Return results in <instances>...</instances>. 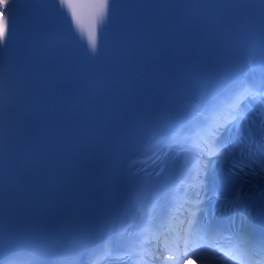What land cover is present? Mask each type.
I'll return each mask as SVG.
<instances>
[{
    "label": "snow or ice",
    "instance_id": "obj_1",
    "mask_svg": "<svg viewBox=\"0 0 264 264\" xmlns=\"http://www.w3.org/2000/svg\"><path fill=\"white\" fill-rule=\"evenodd\" d=\"M14 4L15 0H0V48H6L8 41L11 38L8 34V24L10 12ZM59 4L66 7L67 11L70 13L71 21L75 26L82 33H87L88 44L91 50L95 52L97 50V24L104 22L111 17L112 0L111 3L110 0H59ZM260 95L261 90H254L250 85L245 84L234 107L221 118L222 122H219L202 132H198L197 140L193 147H186L180 142L181 139L185 137L183 136V125H178L168 137L156 141L157 144L164 145V151H151L150 153H146L144 158L138 161L141 165L139 171L144 172L146 175H151V173L148 172V169L159 165L160 168L159 171L156 172V175H160V173L164 171L163 161L169 152L175 151L177 156L181 153L189 155L193 161V167L188 170L189 176L187 177V180L181 179L180 185L188 182V187L185 188L184 191L187 194V192L191 190L192 196L186 197L180 204V207L193 216H195L196 213L203 211V204L205 201L211 199V197L208 195V164L205 163L201 166L199 158L207 156L208 162L210 163L213 158L227 162L233 157V152L229 147L218 144L220 136L225 130L230 131L232 127H235L238 121L247 119V116L240 111V104L249 98L256 99L257 96ZM14 99L15 83L8 67L5 65L0 68V101H7L6 111H11ZM232 167L235 169L238 165L233 164ZM249 168L250 166L246 164L243 167H240L239 171L244 176L264 177V169H261L258 172H252L251 170L245 171ZM153 195L159 196L160 193L156 192ZM213 195H215L217 200L222 199L217 193H214ZM230 203L231 202H229V204ZM225 207L227 208L228 205L226 204ZM193 208L196 209V212H192ZM181 216H183V212H181ZM180 223L183 224L184 220L180 219ZM188 228H193L192 220L188 221ZM196 230L203 231L209 237L216 236L218 237V240L229 239L236 235V232L233 231L229 236H225L224 230L219 226L213 225L211 218L207 215H205L202 223L196 225ZM191 234V232L188 233L189 236H191ZM215 247L220 253L223 254L225 252L219 242L216 243ZM15 255L16 252L10 253V264H15L12 259ZM57 255L60 257H72L75 262L78 253L72 245H67L60 250ZM171 260V255L164 256L161 264H168ZM0 264H5L3 258H0ZM208 264H215V260L209 261Z\"/></svg>",
    "mask_w": 264,
    "mask_h": 264
},
{
    "label": "bare ground",
    "instance_id": "obj_2",
    "mask_svg": "<svg viewBox=\"0 0 264 264\" xmlns=\"http://www.w3.org/2000/svg\"><path fill=\"white\" fill-rule=\"evenodd\" d=\"M166 256H168V255H166ZM163 257H157L156 255H153V256H151V259L154 260V264H161ZM168 264H179V260L172 256V260L169 261Z\"/></svg>",
    "mask_w": 264,
    "mask_h": 264
}]
</instances>
